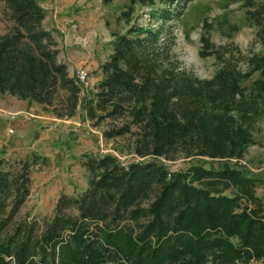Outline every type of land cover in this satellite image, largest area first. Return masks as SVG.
Instances as JSON below:
<instances>
[{"label": "trees", "instance_id": "16d2710c", "mask_svg": "<svg viewBox=\"0 0 264 264\" xmlns=\"http://www.w3.org/2000/svg\"><path fill=\"white\" fill-rule=\"evenodd\" d=\"M189 1L129 0L119 19L129 22L137 3H160L151 15L166 20L168 8L179 11ZM229 1L246 8L261 53L235 46L236 57L202 34L201 54H215L221 67L201 78L169 59L173 36H162V26L114 32L103 77L86 100L57 57L39 1L0 0L13 22L0 33V98L9 92L59 117L80 106L91 119L110 118L106 136L130 133L142 158L124 164L114 154L83 153L87 188L62 194L40 232L23 221L6 235L30 192V162L0 169V264H264V199L256 194L258 178L237 164L256 143L253 130L264 115V0ZM181 156L195 159L186 168L164 162Z\"/></svg>", "mask_w": 264, "mask_h": 264}, {"label": "rangeland", "instance_id": "374dc122", "mask_svg": "<svg viewBox=\"0 0 264 264\" xmlns=\"http://www.w3.org/2000/svg\"><path fill=\"white\" fill-rule=\"evenodd\" d=\"M38 1L45 10L43 26L51 30L59 61L67 63L70 75L75 78L80 67L88 71L87 83L83 84L80 93L86 100L92 98L96 82L103 77L101 64L112 52L114 32H127L137 26L150 29L162 26V36L170 33L173 36V41H169V59L201 78L212 77L221 67L215 54H201L202 34L216 45H227L236 57L239 55L235 46L244 53L262 52L261 45L256 42L255 24L246 19V8L240 1L191 0L179 10L181 13L173 7L168 8L169 15L166 16L171 17L166 20L161 12L151 15V11L162 9L164 5L137 3L129 22L119 19L129 0ZM4 8L5 4L0 2L1 34L13 26ZM241 65L246 67L244 63ZM251 82L252 79L245 84ZM64 93V89L58 91V95ZM57 99L54 101L60 108L62 104ZM114 123L110 118L91 119L80 106L72 116L59 117L45 104L19 99L9 92L0 98V160L4 161L0 163V169L17 170L25 160L30 162V192L5 228L4 235L23 221L34 222L40 232L44 223L54 216L56 202L62 194L77 196L87 188L88 177L81 163L83 153L114 154L124 164L142 159L133 151L134 136L130 133L106 136L105 132L110 131ZM253 137L256 143L246 148L244 158L237 164L258 178L256 194L264 199V115L256 121ZM194 159L187 156L175 160L162 158L170 169L186 168ZM213 162L217 164V160ZM232 162H236L235 159ZM149 202L144 199L141 205L146 207ZM147 219L144 215L139 223ZM260 261L253 258L239 264Z\"/></svg>", "mask_w": 264, "mask_h": 264}, {"label": "built area", "instance_id": "2783aa9c", "mask_svg": "<svg viewBox=\"0 0 264 264\" xmlns=\"http://www.w3.org/2000/svg\"><path fill=\"white\" fill-rule=\"evenodd\" d=\"M87 78H88V71L84 67H80V69L77 70L78 84L83 86V84L87 83Z\"/></svg>", "mask_w": 264, "mask_h": 264}, {"label": "crops", "instance_id": "0c3cea01", "mask_svg": "<svg viewBox=\"0 0 264 264\" xmlns=\"http://www.w3.org/2000/svg\"><path fill=\"white\" fill-rule=\"evenodd\" d=\"M103 74V73H102ZM96 85V84H95Z\"/></svg>", "mask_w": 264, "mask_h": 264}]
</instances>
